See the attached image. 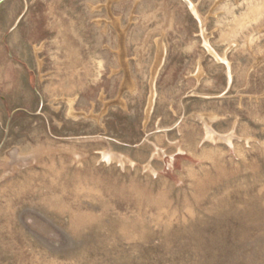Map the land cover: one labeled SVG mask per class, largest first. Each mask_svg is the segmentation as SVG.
I'll use <instances>...</instances> for the list:
<instances>
[{
	"label": "rangeland",
	"instance_id": "rangeland-1",
	"mask_svg": "<svg viewBox=\"0 0 264 264\" xmlns=\"http://www.w3.org/2000/svg\"><path fill=\"white\" fill-rule=\"evenodd\" d=\"M0 264H264V0H0Z\"/></svg>",
	"mask_w": 264,
	"mask_h": 264
},
{
	"label": "bare ground",
	"instance_id": "bare-ground-1",
	"mask_svg": "<svg viewBox=\"0 0 264 264\" xmlns=\"http://www.w3.org/2000/svg\"><path fill=\"white\" fill-rule=\"evenodd\" d=\"M154 92V91H153Z\"/></svg>",
	"mask_w": 264,
	"mask_h": 264
}]
</instances>
